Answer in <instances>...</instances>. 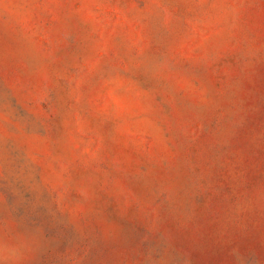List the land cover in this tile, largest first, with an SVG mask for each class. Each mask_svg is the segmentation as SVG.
I'll return each instance as SVG.
<instances>
[{"label":"rangeland","instance_id":"rangeland-1","mask_svg":"<svg viewBox=\"0 0 264 264\" xmlns=\"http://www.w3.org/2000/svg\"><path fill=\"white\" fill-rule=\"evenodd\" d=\"M0 264H264V0H0Z\"/></svg>","mask_w":264,"mask_h":264}]
</instances>
